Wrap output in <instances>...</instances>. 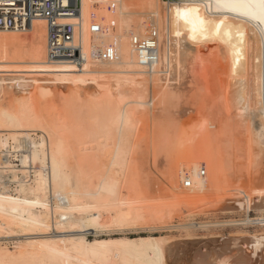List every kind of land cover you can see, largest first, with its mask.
<instances>
[{
  "label": "bare ground",
  "instance_id": "6f19581e",
  "mask_svg": "<svg viewBox=\"0 0 264 264\" xmlns=\"http://www.w3.org/2000/svg\"><path fill=\"white\" fill-rule=\"evenodd\" d=\"M77 19H80L82 24L79 39L85 59L82 67L78 68L66 59H46L47 28L43 21H34L25 32L0 30V149L12 144L13 149L19 152L16 162L21 168L33 164L37 165L38 169H51L50 175L47 176L39 170L30 185L21 186L14 194L0 192V240L16 238L18 243L12 251L0 247V264H168V258L176 255L183 242H169L156 236L129 239L106 236L92 240L87 236L89 232L95 235L107 234L108 230L99 232L98 229H104L110 223L114 226L116 223L127 225L126 222L139 217L136 209L130 206V201L129 204H124V200L119 199V179L112 173L113 167L123 169L126 166L123 165L126 162L125 156L129 155L126 151L131 152L135 147L138 151L142 149L131 143L132 134V138L137 136L136 140L142 134L141 130L136 133V126L140 122V119L134 118L139 113L135 112L137 108L138 111L143 108L146 110L145 114L142 112L144 118L148 122L151 120L156 130L151 138L154 152L162 147L159 150L162 153L165 151L163 154L167 155L175 146H184L183 144L191 138L195 137L197 141L196 137L200 135L197 136V132L192 128L187 129L191 122L186 121L189 118V121L199 118L200 124L202 123L200 129L204 131L201 137L205 143H196L194 153L199 150L204 154L197 153L202 154L199 158L205 157L204 164L209 162L206 169H230L246 158H249L250 163L249 160L246 161L252 167L255 164L252 165V158L264 161V0H83L80 16H74L69 19L72 21L67 22L73 23V20ZM92 20L101 28V32L93 36L87 32V26ZM144 20H148L147 26L144 25ZM123 25H131V29L133 26V31H125ZM141 31L143 35L149 32L156 40L149 41L153 36L148 38L146 34L143 37ZM129 37L130 42L127 41ZM134 40L146 41L148 49L143 50L134 44ZM92 44L101 48L111 47L115 51L114 61L103 62L91 58ZM107 67L114 69L104 70ZM47 76L53 77L51 84L41 80ZM49 85L55 87L56 92L58 90L57 101L61 102L62 106L70 102L72 108H75V103L80 102H77L79 99L82 102L84 100L81 99L78 89H87L88 85L96 86L98 90L93 91L92 98H86L89 102L97 98L93 102L96 107L85 99L87 106L80 102L77 108L82 106L85 111L92 105L95 112L91 109L90 113L95 114L93 122L99 120L100 124L96 123L98 127L94 123L96 127L90 128V133L86 134L89 129L84 132L79 128L80 125L79 132L67 125V121L65 126L64 118L62 121L52 117L55 121L51 118V122L46 118L49 122H45L42 119L44 117L37 111L36 104L50 94ZM66 86H72V89L76 90V93H71L76 101L71 96L68 100L63 98L62 90ZM174 91L180 93L178 98L185 97L182 100L192 94V102L197 96L202 99L200 101L203 104L196 101L200 105H195L196 103H190L187 99L185 102L177 101L174 106H166L164 100L167 102V96L171 93L174 95ZM114 92L117 96L112 95ZM99 95L106 98H103L104 101L108 99L109 103L105 101V108V105L102 106L101 97L98 98ZM111 96H116L120 101L112 99L111 102ZM117 102L122 106L118 107ZM130 104L131 108L136 106L135 115L132 113L133 108H127ZM65 108L68 107H63L64 112ZM63 111L61 110L60 114L63 115ZM88 111L86 110V113ZM100 111L103 112L100 119L106 117L101 120H105L103 123L98 116ZM80 116L81 114L77 120ZM148 124H142L143 128L139 126L145 129L146 126L150 127ZM71 128L78 132H75L77 135L74 137L69 134H73ZM133 130H136L135 133ZM36 131L40 136L34 141L32 137H35ZM143 132L146 136V131ZM162 136H165L168 143L162 144L165 140L161 139L163 142L157 146ZM201 137L199 140L202 142ZM193 146L192 144L191 147L194 148ZM187 150L189 151L190 147L188 149L187 146ZM191 150L186 151V154L194 151ZM156 153L158 156L160 152ZM188 158L191 160V157ZM199 158L197 157V160L200 161ZM197 160L195 158V163ZM197 165L199 164H189L187 168H201V165ZM262 165L260 163L258 166L263 171L264 163ZM245 166L248 168L249 165ZM82 169H91L93 176L97 178L94 186L86 183ZM259 171L254 180L259 177L264 180V171ZM250 172L248 171L247 175ZM240 178L236 179L238 183ZM251 178L253 180V177ZM252 180L250 193L253 192L251 188L255 187ZM243 183L246 186V182ZM240 188L239 193L244 194L241 190L245 187ZM242 197L243 202L236 203V208L250 210L251 200L248 201L246 195ZM123 205L127 208H119ZM255 207L264 208V197H259ZM113 208H117L113 218L110 214H104V211L109 212ZM232 222L234 224V221ZM253 223L256 225L255 221L246 219L239 225ZM257 225L264 226V219L257 221ZM190 226L186 228L207 227L204 224ZM257 233L255 234L259 236L253 232L255 236L249 237L247 233V238H243L245 235L239 233L241 239L239 234L237 238H228L231 234L227 235V239L224 237V240H221L224 243L222 245L227 244L228 247L225 245L227 250L223 251L229 254V257L224 256L225 252H218L217 263L214 257V263L209 262V253H213L210 248L208 250L211 252L201 251L211 243L203 241L205 243L197 246L200 249H196L199 251L194 264H264V234ZM212 243L218 244V241ZM180 256L176 257L181 259ZM214 256L216 257L215 249ZM186 263L187 260L184 264Z\"/></svg>",
  "mask_w": 264,
  "mask_h": 264
},
{
  "label": "rangeland",
  "instance_id": "374dc122",
  "mask_svg": "<svg viewBox=\"0 0 264 264\" xmlns=\"http://www.w3.org/2000/svg\"><path fill=\"white\" fill-rule=\"evenodd\" d=\"M121 17L122 16L120 14L119 18H121ZM145 20H146V18H145ZM147 21L144 22L145 23L144 25H146L148 23ZM130 27H131V25L129 27L126 26L124 28V30L125 31H128V30L129 31H133V26H132V29ZM141 33H142V31H141ZM146 34H147L148 38L150 37V35L153 36L152 34H149V32L146 33ZM146 34H144V35L146 36ZM141 35H143V33ZM144 35H143V37H144ZM130 39H131V37L127 38V41L130 42ZM150 39L156 40L155 36H153ZM113 69L114 68H110V67L104 68V70H108V71H111ZM52 78L53 77H51V76H47V77H42L41 80H45V81L50 83ZM49 86L48 87L50 88L49 89L50 94L48 93V95H46L47 97L45 96L44 100H41V102L36 104V109H37V111L39 113H41L40 115L42 117H44L42 119H44L45 122H47L48 120L51 122L52 119H53V121H55L54 118H52V117H55V119H59V120L62 119V121L64 119H66V120L63 121L65 126H67V125L72 126V128L74 127V129L76 128L77 131H78V125H80L79 128L81 130H84V132H85V130L89 129V131L88 130L86 131V134H87V132L90 133V128L97 126L96 123H99L98 122L99 120L96 119V117H95V119L97 120V121L95 120L96 121V123H95V122H93V119H92L95 116L94 108L96 107V106H94L93 102L96 101L97 98H96V100L93 98L92 99L93 101L89 102V100L92 98L91 94L93 93V91H95L96 86L94 87L93 85H90L91 86L90 87L88 85L87 89H86V87H81L80 89H78L79 93L81 94V99H84L83 100L84 103L87 102V101H88L87 103H90V104L93 103L92 105H93L94 108L92 107V105L90 106L89 104H88V106H90V108H87V109L85 108L86 110H89L87 113H86V110L84 111V109H82V106H79L80 108H77V105L80 104V102L83 105V102H82V100L79 99L77 102H79V101L80 102L78 104L75 103L76 99H75V97H72L73 95L71 96V93L72 92H73V94L76 93L75 92L76 90L74 91V89H72L73 88L72 86H66L64 88V90H62V91H63V96H64L63 98H66L68 100V98L71 96L72 98L75 99L74 103L76 105L75 106L73 105V107H75V108H72V106H70V102H69L68 105L64 104V106H62L61 105L62 103L57 101L58 97H56V96L59 94V93H57L58 90L56 92V90H55L56 88L55 87H53L51 85H49ZM69 87H71V88L69 89ZM96 90H98V89H96ZM99 93H101V90L99 91ZM115 93L116 92H114L112 95H116ZM179 94H180L179 92L178 93L175 92L174 95H173V93L169 94V96H167V98H166L167 102L164 100L166 106H174V104L177 103V101H184L185 102L187 99H188V101L190 103L192 102V100H190L191 99L190 97L192 96V94L190 96L188 95L189 97L186 98V100H184L185 99L184 96L182 97V98H184L183 100H182V98L181 99L178 98L177 95H179ZM186 94H189V93H186ZM186 94L184 93V95H186ZM4 95L2 97H4ZM60 95L62 96V94H60ZM65 95H66V97H65ZM171 95H173V96H171ZM89 96H90V98H89ZM100 97H101L102 100H103V98H105V97L99 95L98 98H100ZM115 97L113 98L111 96L109 100L111 102L114 99H116L118 101V98L117 97L115 98ZM86 98H88L89 100H87ZM198 98H197V96L194 97L193 98L194 102H192V103L195 104L196 101H197L200 104H203V103H201L202 101H200L202 99L199 98V100H198ZM85 99L87 101H85ZM70 100L72 101L73 99L70 98ZM107 100H105V101L108 102ZM127 100H129V99H127ZM103 101H102V103H103L102 106L105 105V106H103L105 108L107 104L105 103V101L104 102ZM119 101H120V99H119ZM87 103H85L86 106H87ZM113 103H111V104H113ZM72 104L73 103L71 102V105ZM118 104H119V106L117 104H114V105H117L118 107L122 106V105H120V103H118ZM200 104L196 103L195 105H200ZM164 105H162V106H164ZM65 106L68 107V108H65L67 114H66V112H64L65 110L63 109V107H65ZM125 106L127 107V105H125ZM131 106L132 105L130 104V106L128 105L127 108L128 109H132L133 108L132 109V113H133L135 111L134 108H136V106L133 105L132 108H131ZM76 108L79 110L78 112H77ZM91 109L94 111L93 113L91 112L92 114L90 113ZM61 110L62 111L64 110L63 111L64 112L63 115L60 114ZM82 110H83V112H82ZM104 110L105 109H102V111H104ZM70 111H72V112H70ZM143 111H144V108L142 110H140V111H138V108H137V111H135V112L136 113L139 112L140 114L137 113L138 114L137 115L135 112L133 113L134 115L135 114L137 115V116L135 115L134 118L137 117L138 119H140L139 120L140 122H138L139 124H137V126H136L137 127V129H136L137 131L136 130H133V131H134V133H135V131L137 133V132H140L139 130H141L140 133H142V134H141L140 138L138 137V140H136L137 136H134L133 138H132L133 134L131 136V143L135 144L138 147L140 146L139 148H142V149H139V151H138L137 147L133 148L135 146L134 145L132 147L133 149L131 150V152L128 151L129 152L128 153L126 151V153L129 154L128 157L125 156L126 157L125 160L128 163L125 162V164H123V165L124 166L126 165L128 167H126V166L124 167L123 166L124 167L123 169H119L118 167L115 166L112 169L114 172H112L110 170L114 174L115 178L119 179V183H118L119 184L118 185V191H119L118 192V196H119V199L124 200V202H123L124 204H129L131 202L130 206H132V207H134L136 209L137 213L139 214V217H137L136 220L134 219V221L130 220V221L126 222L127 225L122 224V223H116L115 224V222H113L116 226H114L112 223H110L104 229L102 227H100V229H98L99 232L108 230L109 233H107V234L106 233H99V234L95 235L94 233L89 232L87 238L89 240H92L95 237H106V236H108V237H112V238H128L129 239V238H137V237L156 236V237H163V238L169 240V242H179V241H181L185 245L183 244L181 247H179L178 248V252L176 253V255H174L175 257L173 256L174 258L173 257L172 258H168V260H167L168 262L167 263L169 264V262H170L169 260H171L170 264H173V263L174 264H182L183 261L185 263V261L187 260V262L189 264H194L196 262V260H197V257H195V256H197V253L199 251V250H196V249L197 248L200 249L197 246L200 243H205L203 241H206V242L210 241L211 243H209V246H207V247L205 246L204 249H202L201 251H209V252H211L210 250H212L213 251L212 254L208 252L209 255H211V257H209L210 258L209 262L214 263V262H212L213 261L212 259L214 257L215 258L214 260L217 263L218 262V258H217L218 252L220 254H222L223 252H225L227 250L226 248L228 247V245L225 244L227 246L226 247L225 245H222L223 242H221V240H224V237H226L225 239H227V235L231 234V237H229L230 236L229 235L228 238H233V237L237 238L238 234L240 233V234H244L245 235V237H243V238H247L246 237L247 233H249L248 237L249 236H255L256 235L255 233H257L255 231H259V230L260 231L262 230V232L259 231L261 234L259 232L257 234H260V235H262V233L264 234V229H263L264 226L257 225V221H260V220L264 219V208L255 207L256 203H258L259 197L260 196L264 197V180L261 179L262 177H259L258 180L257 179L254 180V177L256 176V173L259 170L263 173L264 170L262 171V168L260 166H258V165L261 163V166H263L262 164L264 163V161H262L260 158H259L260 160L258 158H256V160H255V158H252L251 160L252 161L254 160L253 162L251 161L252 165H253V163H255L253 165V167H252L249 164L250 163L249 158H246L245 160L240 162L241 164L237 163L236 166H234L233 168L231 167L230 169H212L213 167H210L209 169H206V168H208L207 165L209 164V162H206L204 164V162H205L204 158L205 157L203 156L204 158H202L203 162H202V159L199 158V157H202L201 155L203 153L200 152L199 150H197L198 148L196 149L198 152L194 153L195 152V144L196 143L198 144V142H199V144L202 143V145H204L203 143H205L204 140H202V137H201L204 134V131L201 130L202 129V126H201L202 123L200 124V119L199 118H197V119L195 118L197 121L194 120V119L189 121V119H190L189 117H187V119L189 118L187 121L184 120L187 123L191 122V123H189L190 125L189 124L187 125L185 123V125L189 126V127H187V129L188 128H192L194 132H197L196 135L197 136L200 135L199 137H201L202 142L199 140L200 139L199 137L198 138L196 137L197 141H195V137L193 136L194 138L189 139V141H187V142H185V144H183L186 147H184V146H175L174 150L169 152L170 157H168L169 154H167L168 156L166 154H163L165 151L163 153L160 151L162 149V147L161 148L159 147L160 150L157 149L158 148L157 147L156 149L158 151L155 150V152H154V150L152 148V145H151V138H152V135L154 136V134L156 133L155 132L156 130L154 129V125L152 124V121L149 120V122H148V120L146 118H144L145 117L144 114H145L146 110L144 111V114L142 113ZM100 112H98L99 115L97 114L99 116V119H100V116L103 113V112H101V113ZM71 113L72 114L74 113V114L72 115ZM88 113L90 115H87ZM105 113L106 112H104V114ZM80 114H81V116L77 120V117ZM76 115H78V116H76ZM91 115H93V116H91ZM139 115H140L141 118H139ZM142 118H144V119L141 121ZM102 119H100V121ZM104 119H106V117ZM65 121H67V125L65 124ZM103 122H105V120ZM141 122H142V124L144 126L149 123L148 125L150 127L149 128H148V126L145 127V129L148 128V130L142 129L144 126H142ZM145 122H148V123H145ZM195 122H196V124H200V125H196ZM91 123H93V125H91ZM94 123H95L96 126H94ZM70 124H72V125H70ZM90 125H91V127H90ZM139 125L142 126V128H140ZM192 125H193V127H192ZM197 126H199V127H197ZM196 127H197L198 130L196 129ZM200 127H201V129H200ZM72 128H71V131H73ZM65 129L68 130L66 127H65ZM150 129L151 130L153 129V130L151 131ZM91 130H93V129H91ZM143 130L146 131V136H144L145 132H143ZM77 131L75 130V132H77ZM75 132L73 131V134ZM34 133H36V134L34 135L35 136L34 138L32 137V139L34 141H37L38 140V136H40V133H37V131L34 132ZM77 133H75L74 135L72 133H69V134H71V136L74 137L75 135H77ZM130 135H131V132L129 133V136ZM162 137L163 138H160L158 141H160L161 139L162 140L164 139L165 142L160 141L157 146H160V143H162V142H163L162 144H165V145H166V143H168V142H166L168 140L165 139V136H162ZM141 139H142V141H141ZM148 141H150V142H148ZM141 144H142V146H141ZM192 144L194 145L193 146L194 148L191 147ZM91 145H93V144H91ZM147 145H149V146H147ZM202 145H201V147H202ZM145 146L146 147H150L151 146V148L148 149ZM187 146H188V149L190 147V150H191V148H192V150H194L192 153L190 152L191 156L189 155L190 153L186 154L187 153L186 151H188L187 150ZM90 147H92V146H90ZM198 147L200 149V146H198ZM163 149H165V148H163ZM183 149H186V151H184ZM151 151L154 152V153H152ZM156 152H158V153L160 152L158 154V156L155 155V154H157ZM181 153L184 154V155H182ZM197 153H202V154H199L200 155L199 156V155H197ZM152 154H154L155 157ZM148 155H149V157H148ZM185 155H187V156H185ZM192 156H193V159H192ZM188 157H191V160H189ZM194 157L196 158V160H197V157H198L200 159V161L197 160L196 163H195V158ZM188 160H189V163H187ZM246 160L247 161L249 160L248 161L249 163ZM255 161L258 162L259 164L256 163ZM189 164H190V166H191V164H193V165L199 164L197 166L200 167V165H201V168H199V169H188L187 167L189 166ZM246 164L249 165L253 170L249 166L247 168L245 166ZM256 164H258L257 167H259L260 169H256L257 168ZM129 166L131 167L130 169H129ZM237 166H238V168H237ZM178 167H180V168H178ZM185 167L187 169H185ZM235 167H236V169H235ZM249 168L251 169V172H250ZM82 170H83V174L85 176L86 183H89V186H92V185L94 186V184L97 183V181H96L97 178H95L93 176V172L91 171V169H82ZM247 170L250 172V173H248V175H250L248 177L249 179L247 178L248 181L246 180V177L248 176L247 175V172H248ZM67 171H69V170H67ZM253 171L255 172L254 175H252ZM107 174H110V173H107ZM117 174H118V176H117ZM238 177H241L240 180H239L241 184L238 183V180L236 181V179H238ZM251 177H253V180H252ZM250 178L252 180V185L255 186V187H253L254 189L251 188V191H253L251 193L249 192V188L251 187L250 186L251 185ZM233 180L236 183H234ZM244 180H246V181H244ZM260 181H262V182H260ZM186 182L190 183L191 186L189 188H185L184 187V184ZM243 182H246V186L244 185ZM248 182L250 184H248ZM253 183H256V184H253ZM239 184H240V187L242 189H243V187H245V189L241 190V191H243V193L245 192L244 194H240L239 193V191H240L238 189V188H240L238 186ZM242 184L244 186H242ZM258 189H259V191H258ZM254 192H256L257 194H255ZM246 193L250 194V196L252 198L250 196H248ZM241 195L242 196L246 195L247 196V200L248 201L251 200V202L249 201V203L251 204L250 205V207H251L250 210L244 211V210H240V209L236 208V206H237L236 203L243 202L241 199H244V197H242ZM258 195H259V197H258ZM235 196H237L239 199H237V197H235ZM239 196H241L242 198L239 197ZM128 201H130V202L128 203ZM253 201L255 203H253ZM125 202H127V203H125ZM252 204L254 205V207H253ZM230 207L231 208L234 207V209L231 210ZM119 208L126 209L127 207H126V205H123L122 207L120 206ZM115 209L117 210V208H113V209L109 210V212L108 211H104V214H107V215L110 214V217L113 218V216L115 215ZM257 209H258V211H257ZM233 210H235V211H233ZM245 215H247V216H245ZM246 219L247 220H251V221H255L256 222L255 224L257 226L254 225V223H253V225L252 224H249V225L245 224V225H242V226L239 225V224L243 223L244 221H246ZM232 221H234V224H233ZM215 223H216V225H215ZM217 223H220V224H217ZM227 223H229L230 225L227 224ZM235 223H237L239 226L237 224L235 225ZM200 224H204L207 227L203 226L202 229L198 228V226L197 227H193V228L191 227V226L200 225ZM212 224H214V225L212 226ZM224 224H225V226H224ZM217 225H218V227H217ZM189 226L191 228H186V227H189ZM214 226H216L215 227L216 229L214 228ZM218 228H219V230H218ZM253 232H254L255 235L253 234ZM240 234H239V238H240ZM235 235H237V236H235ZM244 235H241V237L244 236ZM218 236L219 237L222 236L223 239L222 238H218ZM256 236H259V235H256ZM205 239H208V240H205ZM216 240L218 241V244L217 243H215V244L212 243V241L215 242ZM16 241H17L16 238L1 239L0 240V247H6V248H8V250L12 251L13 247L18 245V243H16ZM186 245H187V247H186ZM183 247H185V248H183ZM208 248H210V250H208ZM218 248H220V249H218ZM214 249H215L216 257L214 256ZM223 250H225V251H223ZM180 253L182 254L181 256H180ZM224 254H226L224 256L229 255L226 252ZM176 256H180L181 259L179 257H176ZM192 257H194L195 259L192 258ZM227 257H229V256H227ZM182 258H184V259L182 260ZM259 261H260V259L258 257L257 258V262H259ZM188 263H186V264H188Z\"/></svg>",
  "mask_w": 264,
  "mask_h": 264
},
{
  "label": "built area",
  "instance_id": "2783aa9c",
  "mask_svg": "<svg viewBox=\"0 0 264 264\" xmlns=\"http://www.w3.org/2000/svg\"><path fill=\"white\" fill-rule=\"evenodd\" d=\"M83 0H0V30L25 32L32 26L34 21H43L46 24V59L55 61L66 59L75 67H82L85 62L83 57V46L79 39L81 34V20L67 21L81 13ZM103 1V0H98ZM171 2L175 0H163ZM65 19V20H63ZM67 22V23H65ZM89 35H96L101 32V28L92 20L87 26ZM154 42V39L149 40ZM143 50H147L146 41H135ZM90 57L103 62H112L115 59L114 50L111 47L101 48L90 46ZM25 152V149H23ZM30 153V152H29ZM17 153L12 144L4 149H0V192L14 194L21 186L30 185L36 178L39 170L50 175L51 169H38V166L30 164L25 168L18 166ZM189 182L184 184L189 188Z\"/></svg>",
  "mask_w": 264,
  "mask_h": 264
}]
</instances>
